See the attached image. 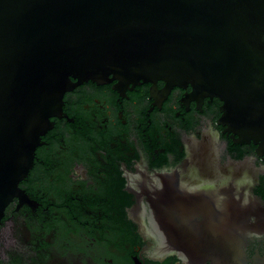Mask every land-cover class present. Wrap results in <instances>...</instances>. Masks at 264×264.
<instances>
[{
	"label": "flooded vegetation",
	"instance_id": "af4514ba",
	"mask_svg": "<svg viewBox=\"0 0 264 264\" xmlns=\"http://www.w3.org/2000/svg\"><path fill=\"white\" fill-rule=\"evenodd\" d=\"M164 89L86 81L64 92L0 219V264H222L235 253L264 264V158L218 124V98ZM157 208L180 224L181 250L157 232ZM192 246L219 262L188 260Z\"/></svg>",
	"mask_w": 264,
	"mask_h": 264
},
{
	"label": "water",
	"instance_id": "95a60500",
	"mask_svg": "<svg viewBox=\"0 0 264 264\" xmlns=\"http://www.w3.org/2000/svg\"><path fill=\"white\" fill-rule=\"evenodd\" d=\"M158 80L218 98V124L264 158V0H0V219L65 91ZM154 213L162 240L181 250L178 221ZM233 227L236 244L244 226Z\"/></svg>",
	"mask_w": 264,
	"mask_h": 264
}]
</instances>
